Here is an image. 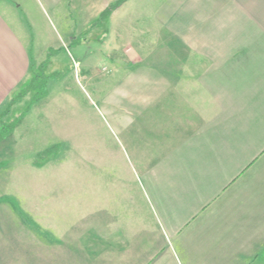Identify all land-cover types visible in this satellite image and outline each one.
<instances>
[{
	"label": "crops",
	"instance_id": "obj_1",
	"mask_svg": "<svg viewBox=\"0 0 264 264\" xmlns=\"http://www.w3.org/2000/svg\"><path fill=\"white\" fill-rule=\"evenodd\" d=\"M185 15L171 43L191 73L126 105L124 184L59 187L63 208L35 209L13 238L30 264H264V0H191ZM25 37L0 0V114L27 97Z\"/></svg>",
	"mask_w": 264,
	"mask_h": 264
},
{
	"label": "rangeland",
	"instance_id": "obj_2",
	"mask_svg": "<svg viewBox=\"0 0 264 264\" xmlns=\"http://www.w3.org/2000/svg\"><path fill=\"white\" fill-rule=\"evenodd\" d=\"M8 1L32 65L27 97L19 93L0 114V264H30L13 238L35 209L51 217L52 206L63 208L59 187H90L93 175L95 183L124 184L125 107L146 83L173 85L191 73V49L171 43L191 27V0Z\"/></svg>",
	"mask_w": 264,
	"mask_h": 264
},
{
	"label": "trees",
	"instance_id": "obj_3",
	"mask_svg": "<svg viewBox=\"0 0 264 264\" xmlns=\"http://www.w3.org/2000/svg\"><path fill=\"white\" fill-rule=\"evenodd\" d=\"M23 95H24V94H22V95H21V97H23ZM17 123H18V121H17ZM17 123H14V124H13V126H11V127H12V130H11V132H13V131H14V129H16L15 127H16Z\"/></svg>",
	"mask_w": 264,
	"mask_h": 264
}]
</instances>
